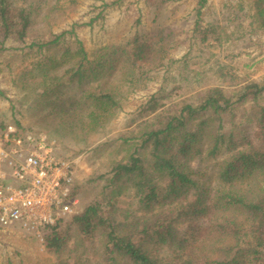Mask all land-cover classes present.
<instances>
[{"label": "trees", "instance_id": "16d2710c", "mask_svg": "<svg viewBox=\"0 0 264 264\" xmlns=\"http://www.w3.org/2000/svg\"><path fill=\"white\" fill-rule=\"evenodd\" d=\"M170 1L146 4L157 9ZM246 2L254 23L264 29V0ZM199 4L202 9L206 0ZM32 18L27 7L0 0V55L8 41L26 42ZM196 35L202 44L219 45L228 36L213 24L196 27ZM165 41L160 30L137 33L119 50L102 48L91 60L77 40L75 63L54 67V73L62 70L55 78L65 87L81 89L78 100L60 109L68 118L66 128L81 141L105 130L123 108V85L139 81ZM48 76L42 73V82L48 83ZM167 98L161 90L145 104L140 128L122 140L124 151L118 147L124 153L109 175L98 177L105 181L100 196L45 235L53 264H264V106L259 105L264 82L252 80L230 92L210 87L197 105L185 103L172 112L162 110ZM247 104H258V117L254 131H243L237 141L226 118ZM223 148L217 180H205L193 163L214 158ZM121 199L128 205L118 213Z\"/></svg>", "mask_w": 264, "mask_h": 264}, {"label": "rangeland", "instance_id": "374dc122", "mask_svg": "<svg viewBox=\"0 0 264 264\" xmlns=\"http://www.w3.org/2000/svg\"><path fill=\"white\" fill-rule=\"evenodd\" d=\"M12 2L32 11L33 24L25 43L8 41L7 50L0 55V124H14L54 143L58 155L74 171L72 190L79 187L73 198L78 201V213L100 196L105 181L98 177L109 175L113 162L120 159L122 140L140 128L145 120L142 109L153 95L162 90L168 96L162 110L172 112L185 103L197 105L200 95L210 87L230 92L252 80L264 82V29L254 23L246 0H206L202 9L200 0H171L157 9L149 8L146 0ZM211 24L227 31L221 45L198 40L196 27ZM152 30L162 31L166 38L155 61L139 81L123 85V108L106 129L81 141L66 128L68 118L60 110L78 100L81 89L76 84L65 87V81L59 79L62 70L54 73V67L62 63L68 68L75 63L77 40L93 60L102 48L113 53L137 33ZM63 33L66 35L54 44ZM47 72L49 82L44 83L41 74ZM259 105L264 106V101ZM258 111V104L237 109L234 117L226 118V129L240 141L243 131H254ZM225 149L214 158L193 163L202 178L213 183L217 180ZM127 205L128 201L121 199L117 212ZM48 231L36 237L17 228H0V264H53L54 258L44 246Z\"/></svg>", "mask_w": 264, "mask_h": 264}, {"label": "built area", "instance_id": "2783aa9c", "mask_svg": "<svg viewBox=\"0 0 264 264\" xmlns=\"http://www.w3.org/2000/svg\"><path fill=\"white\" fill-rule=\"evenodd\" d=\"M74 171L45 136L0 124V228L41 237L78 213Z\"/></svg>", "mask_w": 264, "mask_h": 264}]
</instances>
